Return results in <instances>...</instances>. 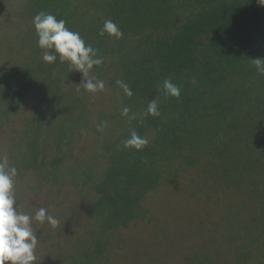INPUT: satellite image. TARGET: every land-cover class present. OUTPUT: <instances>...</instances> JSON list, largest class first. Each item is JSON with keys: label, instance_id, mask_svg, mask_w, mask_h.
Instances as JSON below:
<instances>
[{"label": "trees", "instance_id": "16d2710c", "mask_svg": "<svg viewBox=\"0 0 264 264\" xmlns=\"http://www.w3.org/2000/svg\"><path fill=\"white\" fill-rule=\"evenodd\" d=\"M128 1L141 7L140 16L136 25L121 30V39L97 37L95 30L86 38L104 61L89 74L105 83L94 99L83 88L77 91L82 75L70 72L67 63L43 62L37 36L28 52L21 46L15 63H0L6 93L0 104L9 101L0 110V154L17 168L14 190L20 183L25 187L19 201L15 191L19 210L34 215L47 204L44 197L53 194H48L50 182L64 185L68 180L93 198L86 210L72 204V216L57 217L55 229L33 222L39 240L35 264H50V259L54 264H104L100 253L127 252L128 243L110 250L107 240L92 244L88 236L71 242L73 230L67 227L74 228L72 222L79 224L85 213L101 219L94 236L137 241L144 234L153 238L155 248H177L176 264H200L198 251L178 236L180 221H189L183 232L209 234L233 250L222 257L217 253L209 264H264V166L252 170L264 159V76L252 63L264 58V7L257 0H113L101 18L120 25ZM71 4L31 0L24 8L30 20L47 12L83 35L70 23ZM119 42L128 46L116 53ZM165 79L180 87L178 99L165 97ZM117 80L129 85L132 97L123 94ZM153 99L159 116L145 115ZM124 107L130 109L127 117L121 114ZM132 130L148 139L139 152L123 144ZM14 135L21 147L8 155ZM237 153L244 154L242 162L235 159ZM69 159L71 171H66ZM226 162L233 168L225 169ZM95 169H100L97 178ZM205 172L215 179L210 181ZM177 180L186 184L185 191ZM163 193L176 201L168 212L172 223L157 222ZM224 214L229 215L225 230L217 233ZM148 259L160 264L156 254Z\"/></svg>", "mask_w": 264, "mask_h": 264}, {"label": "rangeland", "instance_id": "374dc122", "mask_svg": "<svg viewBox=\"0 0 264 264\" xmlns=\"http://www.w3.org/2000/svg\"><path fill=\"white\" fill-rule=\"evenodd\" d=\"M31 0H0V63H7L10 62L15 63V60H13L18 54H21V46H24V49L27 50L34 45L35 40L34 37L37 36L34 30L33 23L28 19L27 15L25 14L26 8H24L25 5ZM72 4L70 6L69 12L71 13L70 16V23L72 26L74 25L77 29L83 30L84 34L81 35V37L85 40L87 36L92 33L95 30L96 36H99V31L103 27L104 22L107 19L101 18L103 15L107 14L110 10V5L113 0H71ZM140 10L141 7L137 6L135 3H130L129 1L127 3H124L122 6V14H121V21L120 25H118L119 29L123 32H126L128 27H131L132 25H136L135 22L138 21V16H140ZM129 31V30H128ZM86 32V33H85ZM91 44V43H89ZM93 47L95 45L91 44ZM122 47H127L128 44L126 42L120 43L116 45V53H118V50ZM95 48V47H94ZM24 50V51H25ZM23 54L21 55V57ZM13 60V61H12ZM26 61V58H25ZM19 63V61H16V63ZM1 65V64H0ZM119 67H121V63H119ZM110 75L114 73L113 69L110 70ZM81 80V79H80ZM3 88H1L0 84V97L4 96L6 93L3 92ZM95 97L93 96L92 99ZM121 101H123V96L121 95ZM8 99L5 98L2 103L0 104V110L3 109L8 104ZM56 107L61 108L62 102H58ZM254 125L257 126L259 121L258 119L253 120ZM146 137H150L148 135V131H145ZM14 138V139H13ZM85 139V137H84ZM25 142H27L25 140ZM159 148L163 149L165 148V142L163 140L158 141ZM21 147V141L20 139L14 135L12 139L10 140V144L8 145L7 153L8 155L16 154V149H19ZM11 152V154L9 153ZM259 154V153H258ZM207 156V155H206ZM205 156V157H206ZM210 156H207V158ZM244 154H236L235 159L239 161H243ZM70 159L68 162V169L66 171H71L69 167H71ZM107 165V161L104 160L100 167L101 169H105ZM264 166V159L261 160L260 163H258L255 166H252V170H256L258 167ZM225 169H231L233 168L232 163L226 162V165L224 166ZM100 169H95V177L100 176V172H98ZM211 172L207 173L206 177L212 181L215 179ZM200 175V173H197ZM236 180H241L239 175H236ZM225 184H227V180H225ZM64 185L61 184H54V182H50L46 184V186L51 189L52 191L48 194H52L51 196H45L44 199L48 201L47 204L43 205L42 207H45L49 210V213L53 215L54 217H62V218H69L72 216V204L80 205L84 210L88 208V206L92 203L93 198L88 197L84 194H80L77 190V186H74L71 184V182L66 181ZM22 183L19 184L18 189H15L18 193V201L21 199L23 193V189L25 187H21ZM183 191L186 190V186H182ZM55 195V196H54ZM163 196L160 197L158 206H157V222L159 224L164 223H172L171 216L168 212L172 210L174 203L176 202L174 197L171 200H169L167 197H170L166 195V193L162 194ZM52 202V203H50ZM50 203V204H49ZM229 218V215L224 214L219 217L218 223L220 224V228L218 229L217 233H222L225 229L222 228L224 222ZM210 221L208 220V223ZM184 224L189 225V221H180L178 223V236L179 238H182L185 240L188 246L196 250L200 254V256L197 258L198 262L200 264H209L216 256L217 253L221 254V257L223 255H229L233 250H229L228 248H223V246L219 243V240L217 237H212L209 234H198L195 231H192L191 229L184 231ZM67 229L69 231H72L73 228L68 226ZM79 242H82L84 239L90 237V240L92 241V244L95 240L102 239L107 240V243H111V246L113 248H119L122 247L126 237H122L117 239L116 235H113L114 240L108 241L111 236H106L105 238L102 235L94 236V232L88 230L85 226L83 228H79ZM238 233L245 236V233H241L239 227L235 229ZM213 235V234H212ZM215 236V235H213ZM137 241H134L132 239H127L128 248L127 252L123 255L120 253H113L112 259L109 262V257L111 253L107 254V256H102L100 258L104 259V264H151L149 256L152 254H156L160 259V264H176V258L177 256L174 255L175 250L178 251L177 248H163L162 246L159 248H155L153 238H150L149 236H145L144 234H140L137 238H135ZM88 245L87 247H89ZM64 248V247H63ZM222 248V249H221ZM174 252V253H173ZM127 255V256H125ZM204 255H210V257H205ZM257 255H260V253H257ZM256 255V256H257ZM98 258V259H100ZM48 261H51L50 264H54L55 260L50 259ZM47 261V262H48ZM255 261V259H254ZM97 264H101L100 262H96ZM41 264H46V260H44ZM48 264V263H47ZM95 264V263H94ZM262 264V263H257Z\"/></svg>", "mask_w": 264, "mask_h": 264}, {"label": "clouds", "instance_id": "9594fccd", "mask_svg": "<svg viewBox=\"0 0 264 264\" xmlns=\"http://www.w3.org/2000/svg\"><path fill=\"white\" fill-rule=\"evenodd\" d=\"M257 3L264 7V0H257ZM30 21L33 23L38 37L37 46L42 51L44 63L51 65L59 60L61 64L67 63L70 72H79L82 75V81L80 85L76 86L77 91L83 88L86 94L94 96L104 90V81L89 75L94 67H99L104 62L103 57L98 55V49L91 44H86L79 32L66 27L64 19L58 20L56 16L50 13L41 11ZM105 35L119 40L123 37V32L112 20H106L99 31V36L103 37ZM252 63L257 73L264 76V58H257ZM116 83L125 96L132 97L133 92L127 83L122 80H117ZM163 89L166 98L178 99L180 96V87L173 84L169 79L164 80ZM129 112L130 109L124 107L121 114L127 117ZM145 115H160L157 99L149 101ZM98 130L103 131V128ZM123 144L125 148L135 149L139 152L147 146L148 139L132 130L129 138ZM188 166L190 165H186V168ZM17 175V168L15 166L9 167L8 157L0 154V264H35L37 260L35 250L39 240L37 233L33 230V222L39 225L46 222L51 228L55 229L59 224V220L50 215L45 207L38 208L34 215L19 210L20 206L14 192V181ZM204 175H207L206 172ZM178 182L180 186H186L185 183ZM223 185L227 186L225 183ZM190 201L193 202L192 207L196 205L194 200L191 199ZM90 215V213L81 215L79 224L72 222L74 228L71 242L79 241V228L85 226L94 233L99 230L100 222L98 220L101 221V219L98 216L90 217ZM125 243H127V239H125ZM108 249L113 250L116 248L110 245ZM99 255L107 256V254L102 253ZM108 257V263H110L112 256Z\"/></svg>", "mask_w": 264, "mask_h": 264}]
</instances>
